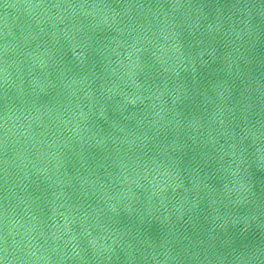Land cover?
<instances>
[{
	"label": "water",
	"instance_id": "1",
	"mask_svg": "<svg viewBox=\"0 0 264 264\" xmlns=\"http://www.w3.org/2000/svg\"><path fill=\"white\" fill-rule=\"evenodd\" d=\"M0 264H264V0H0Z\"/></svg>",
	"mask_w": 264,
	"mask_h": 264
}]
</instances>
